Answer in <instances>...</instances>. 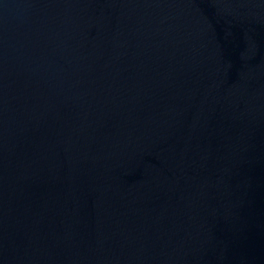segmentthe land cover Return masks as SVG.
Returning a JSON list of instances; mask_svg holds the SVG:
<instances>
[{
    "label": "water",
    "instance_id": "1",
    "mask_svg": "<svg viewBox=\"0 0 264 264\" xmlns=\"http://www.w3.org/2000/svg\"><path fill=\"white\" fill-rule=\"evenodd\" d=\"M0 264H264V0H0Z\"/></svg>",
    "mask_w": 264,
    "mask_h": 264
}]
</instances>
